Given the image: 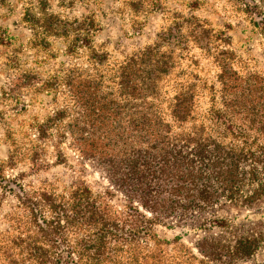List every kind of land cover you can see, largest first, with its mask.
Returning <instances> with one entry per match:
<instances>
[{
	"label": "rangeland",
	"instance_id": "374dc122",
	"mask_svg": "<svg viewBox=\"0 0 264 264\" xmlns=\"http://www.w3.org/2000/svg\"><path fill=\"white\" fill-rule=\"evenodd\" d=\"M88 22L92 48L71 51L84 33L74 26ZM211 35L210 48L228 52L226 68L215 60L214 49L207 52L198 43L197 37ZM155 45L173 49L176 72L195 70L214 84L215 97L204 90L200 98V121L206 123L214 109L228 111L233 124H220L214 136L237 151L264 156V35L236 0H0V264L18 262L25 241L17 237L37 230L34 218L57 221L59 207L52 204L72 202L74 192L87 189L114 209L125 208L124 196L106 193L112 189L109 181L79 150L90 132L98 135L105 128L95 120L101 104L115 108L121 100L122 62ZM98 54H104L100 63L94 58ZM90 94L99 101L95 113H88L93 107L81 100ZM255 165L261 172L263 163L245 161L246 170ZM19 186L40 208L22 205ZM217 215L230 226L156 224L166 257L179 260L191 251L198 258L193 264H223L203 257L198 241L252 237L260 248L232 264H264V196L247 207L223 202ZM70 229H65L66 243L75 238ZM40 236L54 248L53 240L48 244Z\"/></svg>",
	"mask_w": 264,
	"mask_h": 264
},
{
	"label": "trees",
	"instance_id": "16d2710c",
	"mask_svg": "<svg viewBox=\"0 0 264 264\" xmlns=\"http://www.w3.org/2000/svg\"><path fill=\"white\" fill-rule=\"evenodd\" d=\"M236 1L264 35V0ZM30 9H26L28 16ZM92 27L89 22L74 26L84 33L71 44V51L92 48ZM213 36H199L198 43L207 52L214 49L215 60L226 68L228 52L217 45L210 48ZM171 52L155 45L125 58L120 66L121 100L115 108L101 104L103 111L95 120L105 128L99 127L98 135L90 132L78 149L109 181L112 189L106 193L124 196L125 208L114 209L107 198L100 201L87 189L74 192L72 202L52 204L59 207L57 221L34 218L37 230L17 237L25 241V253L19 252L18 262L13 259L8 264H169V260L193 264L198 258L191 251L179 260L166 257L154 231L156 224L168 221L181 227L224 229L230 224L217 215L223 202L247 207L264 196V175L260 178L264 166L261 172L256 165L245 169L248 158L260 165L264 156L243 148L237 151L214 136L220 124L233 125L228 111L211 109L207 122L200 121V98L204 90L214 98V84L209 86L195 70L176 72ZM103 55L94 56L96 63L102 62ZM81 100L93 107L88 113H95L98 99L90 94ZM17 194L24 207L40 208L22 186ZM45 199L52 203L50 197ZM68 227L75 235L70 243L64 237ZM40 234L48 244L53 240L54 248L46 247ZM196 247L208 260L232 264L254 254L260 242L252 237L233 243L205 237Z\"/></svg>",
	"mask_w": 264,
	"mask_h": 264
}]
</instances>
